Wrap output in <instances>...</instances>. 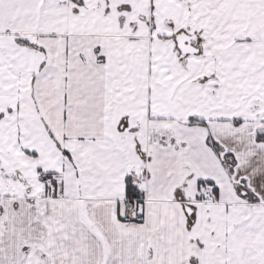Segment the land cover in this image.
<instances>
[{"label":"snow or ice","instance_id":"6c2138e0","mask_svg":"<svg viewBox=\"0 0 264 264\" xmlns=\"http://www.w3.org/2000/svg\"><path fill=\"white\" fill-rule=\"evenodd\" d=\"M0 264H264V0H0Z\"/></svg>","mask_w":264,"mask_h":264}]
</instances>
